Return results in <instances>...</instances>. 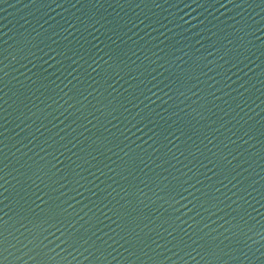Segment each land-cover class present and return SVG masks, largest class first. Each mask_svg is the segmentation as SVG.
Wrapping results in <instances>:
<instances>
[{"label":"water","instance_id":"water-1","mask_svg":"<svg viewBox=\"0 0 264 264\" xmlns=\"http://www.w3.org/2000/svg\"><path fill=\"white\" fill-rule=\"evenodd\" d=\"M0 264H184L89 147L3 0Z\"/></svg>","mask_w":264,"mask_h":264}]
</instances>
